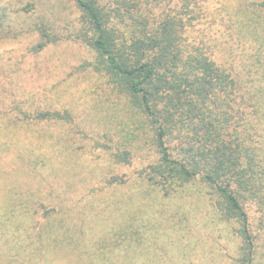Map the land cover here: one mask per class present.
Masks as SVG:
<instances>
[{"label":"trees","instance_id":"obj_1","mask_svg":"<svg viewBox=\"0 0 264 264\" xmlns=\"http://www.w3.org/2000/svg\"><path fill=\"white\" fill-rule=\"evenodd\" d=\"M66 1V38L40 26L0 55V260L165 264L158 240L195 220L228 239L223 264H264V0ZM64 41L92 55L68 78L98 81L110 126L78 124L70 87L47 94L31 51Z\"/></svg>","mask_w":264,"mask_h":264},{"label":"rangeland","instance_id":"obj_2","mask_svg":"<svg viewBox=\"0 0 264 264\" xmlns=\"http://www.w3.org/2000/svg\"><path fill=\"white\" fill-rule=\"evenodd\" d=\"M0 4L5 8L8 16L6 19V30L11 31L6 38L0 40V55L12 51H14L13 54L24 53L30 45L32 48L40 40V26H44L49 30L51 29L47 25L54 26L53 31L56 32L55 34L66 38L65 25L71 13V5L66 0H0ZM66 6H68V9ZM31 57L33 59L37 58L47 74L50 69L56 73L50 79H48L49 76L43 77V82L48 84L47 94L51 95L54 92L53 88H58V92L64 93L66 86L78 92V95L72 98L77 103L78 124H81L84 128H90L93 121L105 119L108 125L110 119L107 116L108 114L112 116V113H106L107 107L103 103L99 104L101 90L99 91L96 88L98 81L85 80L87 79L85 78L87 73L83 71L79 72L75 78H68L71 72H77L76 65H78L80 59L88 57L90 60L92 58L89 52L85 51L77 43L64 41L50 44L38 54H34L31 51ZM92 98L96 99L95 103H92ZM13 99L12 93L8 96L5 94L1 107L3 109L14 108V105H12ZM102 99L105 100L104 98ZM116 123L117 121L114 122L113 120L112 125L115 126ZM89 136H95L91 130ZM116 138L117 136H114V139ZM91 140L87 139V141ZM99 155L105 156V154L99 152L88 155L87 159L82 163L84 167L82 170L87 172L90 169V165H92L90 161H98L103 166L104 161L98 158ZM111 167L116 169L113 165ZM101 171L103 170L101 169ZM98 172H100V169ZM128 172L131 171L128 169ZM73 174L71 181L73 183L76 182V185H81L80 177L83 174H80L79 170L74 171ZM185 223H190V226L179 224L172 227L167 235H163V239L158 240L157 252L160 257L165 258V264H223V260H228L225 258V254H229V248L226 249V253L220 247V244L227 245L228 239L226 237L218 240L212 233L213 230L211 228L206 229L205 224H200L198 227L195 226V220H193V223L189 220ZM14 226L12 225L11 229ZM19 227L20 231L26 227L31 228V217H28L27 221L21 223ZM20 234L25 233H18L12 236L18 237ZM0 246H2L1 243ZM26 250L23 253L25 258L21 259L17 264H31V250ZM0 264H5L4 260H0Z\"/></svg>","mask_w":264,"mask_h":264}]
</instances>
